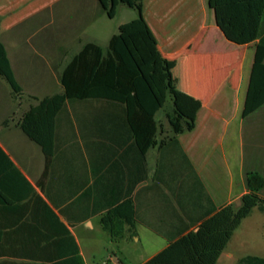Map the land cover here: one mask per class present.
Segmentation results:
<instances>
[{
  "label": "crops",
  "instance_id": "0c3cea01",
  "mask_svg": "<svg viewBox=\"0 0 264 264\" xmlns=\"http://www.w3.org/2000/svg\"><path fill=\"white\" fill-rule=\"evenodd\" d=\"M128 9L109 18L98 0H0V43L21 88L0 77V264H76V253L82 264L121 263L114 248L126 246L152 250L143 264L221 207H239L247 172L264 178V105L243 116L258 41H228L207 0L142 3L151 55L174 60L171 82L202 103L191 131L173 137L159 110L152 136L136 135L121 104L73 98L53 117L48 160L23 133V115L63 93L85 45L107 53L137 17ZM105 216L121 236L103 228Z\"/></svg>",
  "mask_w": 264,
  "mask_h": 264
},
{
  "label": "trees",
  "instance_id": "16d2710c",
  "mask_svg": "<svg viewBox=\"0 0 264 264\" xmlns=\"http://www.w3.org/2000/svg\"><path fill=\"white\" fill-rule=\"evenodd\" d=\"M98 2L109 18L114 17L119 5L135 10L137 17L118 27L109 40L106 54L98 45H85L62 74L63 93L42 99L23 115L20 124L23 133L42 147L46 160L50 156L47 147L52 137L53 117L66 100L95 98L121 104L132 131L149 138L156 131L154 116L159 110L165 112L175 137L194 128L196 114L202 106L198 99L171 82L170 72L175 61L160 54L151 55L147 43L156 45V40L142 15L143 0ZM207 3L228 41L236 45L258 41L243 111L245 117L264 105V0H207ZM89 54L94 57L87 64L85 58ZM0 77L15 94L20 93L1 43ZM138 121L141 122L139 127ZM154 144L152 140L145 143L146 147ZM245 185L247 193L241 197L239 207L233 204L221 207L196 232L171 242L143 264H216L242 220L254 209L264 214V198L260 196L264 178L258 172L249 171ZM102 226L113 238L122 235L113 231L109 216L102 218ZM75 259L76 264H82L77 253ZM237 264H264V258L249 255L239 259Z\"/></svg>",
  "mask_w": 264,
  "mask_h": 264
},
{
  "label": "rangeland",
  "instance_id": "374dc122",
  "mask_svg": "<svg viewBox=\"0 0 264 264\" xmlns=\"http://www.w3.org/2000/svg\"><path fill=\"white\" fill-rule=\"evenodd\" d=\"M123 6L128 9L125 5ZM169 106L170 102L166 104L167 108ZM234 234L226 249V252L230 253V256L222 255L216 264H237L239 259L249 255L264 258V214L254 209L248 218L242 220ZM114 252L120 255L118 258H120L121 263L114 260L108 264H136L149 257L152 250L147 247L141 250L126 246L123 248L115 247ZM92 261L93 264H106L98 256L92 259Z\"/></svg>",
  "mask_w": 264,
  "mask_h": 264
}]
</instances>
